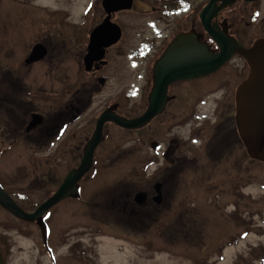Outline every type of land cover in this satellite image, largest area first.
Listing matches in <instances>:
<instances>
[{
    "label": "rangeland",
    "instance_id": "374dc122",
    "mask_svg": "<svg viewBox=\"0 0 264 264\" xmlns=\"http://www.w3.org/2000/svg\"><path fill=\"white\" fill-rule=\"evenodd\" d=\"M97 1L101 3L0 0L1 78L14 72L16 77L21 75L28 80L27 84L42 88L50 103L88 95L90 81L81 64L97 20L98 8L89 9ZM193 5L194 0H188V10ZM146 16L130 13L123 19L128 26L125 48L142 46L143 35L151 36L155 31L152 18L147 20ZM38 43L47 49L48 55L38 66L25 69L24 62ZM136 64L129 55L125 84L113 80L97 99L108 98L116 89L125 88L131 103L136 105L140 84ZM35 79L40 82H31ZM188 129V125L179 128L182 138H188ZM122 137L114 131L111 151L118 145L131 149L138 143V136ZM7 148L0 146V183L26 212L34 213L56 190L71 166L61 163L59 177L51 176L46 182L43 176L51 171V165L46 168L35 163L25 147ZM155 169L143 167L141 171L132 161L124 165L99 161L85 183L84 201L65 203L46 216L53 260L43 247L38 226L18 221L0 207V243L5 250V264H260L259 254L264 251L263 166L252 163L250 168L241 167L239 178L230 167L194 164L185 171L177 169L176 178L170 180L172 185H181L177 202L183 213L176 215L172 228L167 225L156 232L144 225L133 233L121 224V220L134 218L118 212L119 201L120 195L140 188V184L127 183L126 177L134 179L142 172L152 174ZM248 169L252 170L250 175ZM118 185L127 186L114 190ZM112 194L113 205L108 209V197ZM95 206L97 210L92 209Z\"/></svg>",
    "mask_w": 264,
    "mask_h": 264
},
{
    "label": "flooded vegetation",
    "instance_id": "af4514ba",
    "mask_svg": "<svg viewBox=\"0 0 264 264\" xmlns=\"http://www.w3.org/2000/svg\"><path fill=\"white\" fill-rule=\"evenodd\" d=\"M211 1L194 0L195 6L188 10V0H134L131 11L111 14L104 12L102 0L100 4L98 1L94 3L97 6L93 7H97L98 12L90 36L109 17L111 23L120 28L121 38L118 43L104 49L103 59L95 62L91 71L86 72L84 67L90 81L88 95L50 103L42 88L31 83L30 86L26 83L28 80L21 75L16 77L14 72L4 79L0 76V146L7 148L8 145L7 150L18 146L25 147L31 151L35 163H41L46 168L51 165V171L47 170L43 176L46 182L51 176L59 177L57 170L61 163L70 165L71 170L59 180L60 184L53 195L68 174L81 165L84 151L103 114L136 119L146 113L155 78L167 73V64L161 67L160 63L166 58L169 46L177 37L192 35L212 53H220L218 44L206 33L200 19L202 10ZM130 13L147 14V20L152 18L155 25L152 35L144 34L141 39L143 45L137 48H125L123 45L128 27L123 19ZM211 25L217 30L222 42L236 41L250 49L258 41L264 40V0H235L226 7L221 1H217ZM129 55L137 63L136 69L140 76L136 105L131 103L125 88L116 89V93L108 98L97 99L104 89L111 86L113 80L125 84L128 79ZM181 58L182 55L179 54V59ZM84 59L85 56L81 70ZM174 59L177 61V58ZM39 63L25 66V69H31ZM25 74L23 71V75ZM249 75L247 62L235 54L229 62L209 76L171 84L162 112L143 128L136 131L126 130L112 122L106 123L102 141L94 152L93 168L77 185L80 189L79 197L71 195L55 208H60L65 203L84 201L85 183L99 161H104V164L109 162L110 165H124L132 161L141 171L143 167L155 166L157 169L152 174L142 172L134 176V179L126 177L127 183L140 184V188H133L131 192L120 195L121 208L118 212L133 216L131 218L135 220H121V224L133 233H138L136 228L141 229L144 225L155 231L167 225L172 228L176 215L183 213L180 209L182 205L177 202L181 185H172L170 180L176 178L179 173L177 169L185 171L186 167L194 164L230 167L233 175L237 174L239 178L241 167L250 168L252 163L256 164L244 148L235 120L236 93ZM186 125L189 127L187 139L182 138L178 132L179 128ZM114 131L121 137L126 134L122 138L127 135L138 136V143L131 149L118 145L111 151ZM251 171L248 169L247 174ZM130 172L133 173V170ZM126 186L118 185L113 189L119 191ZM140 193L146 194L141 204L136 201V195ZM112 196L113 194L108 197V209L113 205ZM96 207L92 209L97 210ZM160 214L164 217H160ZM0 249L5 257L1 243Z\"/></svg>",
    "mask_w": 264,
    "mask_h": 264
},
{
    "label": "water",
    "instance_id": "95a60500",
    "mask_svg": "<svg viewBox=\"0 0 264 264\" xmlns=\"http://www.w3.org/2000/svg\"><path fill=\"white\" fill-rule=\"evenodd\" d=\"M132 1L105 0L103 6L108 13L130 10L132 8ZM217 1H221L224 5H227L233 3L235 0H212L200 15L206 31L215 40L221 50L219 54L210 52L205 45H200L192 35L179 36L170 46L166 58L160 63L161 67L165 63L167 64L168 69L165 70L167 73L162 75V77L157 75L155 78L149 108L142 117L132 120L114 117L110 114H105L101 117L93 138L85 150V156L80 167L72 171L54 196L41 205L34 213L25 212L1 186L0 206L17 219L28 223H37L41 229L44 243L47 244L49 228L44 221V216L62 200L71 195H79L77 185L92 168L95 149L102 141L104 124L111 121L129 130L144 127L162 112L165 96L171 84L180 80H192L210 75L229 62L235 54L241 55L251 68L249 79L240 86L236 95L237 128L249 156L254 160L264 163V41H259L251 49H245L238 43L230 40L222 42L218 32L210 24ZM120 38V28L110 23V18H108L91 36L88 54L85 57L86 71H91L93 64L103 59L104 49L118 43ZM179 54L182 55L181 59H179ZM46 55V48L40 44L36 45L30 57L26 60V64L29 65L40 61ZM174 57L177 58V61ZM159 71L161 70L159 69ZM145 197L146 195L140 194L137 201L141 203ZM0 264H4L1 251Z\"/></svg>",
    "mask_w": 264,
    "mask_h": 264
}]
</instances>
